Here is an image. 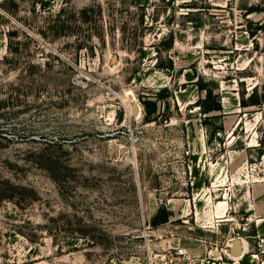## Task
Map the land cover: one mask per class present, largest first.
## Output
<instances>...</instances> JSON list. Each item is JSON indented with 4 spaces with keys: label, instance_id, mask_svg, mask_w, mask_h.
Wrapping results in <instances>:
<instances>
[{
    "label": "rangeland",
    "instance_id": "obj_1",
    "mask_svg": "<svg viewBox=\"0 0 264 264\" xmlns=\"http://www.w3.org/2000/svg\"><path fill=\"white\" fill-rule=\"evenodd\" d=\"M199 77L223 104L210 143ZM257 86L264 0H0V264H150L237 240L226 262L264 264V106H242Z\"/></svg>",
    "mask_w": 264,
    "mask_h": 264
},
{
    "label": "trees",
    "instance_id": "obj_2",
    "mask_svg": "<svg viewBox=\"0 0 264 264\" xmlns=\"http://www.w3.org/2000/svg\"><path fill=\"white\" fill-rule=\"evenodd\" d=\"M259 8H252L250 11H258ZM189 18L193 15V12H189L187 14ZM170 40L168 43V47H172L174 44L175 36L173 33L170 34V37L167 39ZM158 67L166 68V69H174L173 64H169L168 66L158 65ZM198 90L202 93L201 97L197 101L198 106H200L202 113L205 115L203 119L204 125L207 127L209 131L208 142H213L215 140L220 139V135L224 129L222 123L216 124L214 127L208 126L211 124L212 120H215L217 116H212L211 114L214 112H219L223 110V104L220 97L215 93L214 88L211 86L206 79L199 77L197 82H195ZM169 90L164 88L160 91V93L155 96L157 100H150L148 97L144 98L142 101L145 113V120L150 122L152 119H155L160 114V106L159 103L164 102L165 99L169 95ZM242 106L243 107H260L264 106V88L255 87L251 93L248 95H243L242 98ZM212 127V128H211ZM264 154L262 149H259V155ZM170 219L169 210L166 206L161 207L158 210L156 217L152 220V224L157 226L159 224L168 222Z\"/></svg>",
    "mask_w": 264,
    "mask_h": 264
},
{
    "label": "built area",
    "instance_id": "obj_3",
    "mask_svg": "<svg viewBox=\"0 0 264 264\" xmlns=\"http://www.w3.org/2000/svg\"><path fill=\"white\" fill-rule=\"evenodd\" d=\"M231 257L229 254L219 252L218 250L210 252L209 255L202 258H195L191 256L188 249L178 245L168 249V253L160 256L156 260H152L150 264H230L225 261L224 256Z\"/></svg>",
    "mask_w": 264,
    "mask_h": 264
},
{
    "label": "water",
    "instance_id": "obj_4",
    "mask_svg": "<svg viewBox=\"0 0 264 264\" xmlns=\"http://www.w3.org/2000/svg\"><path fill=\"white\" fill-rule=\"evenodd\" d=\"M150 100H157L156 97H149ZM160 106V103H159ZM136 109H139V106L136 107ZM244 252V244L243 241L237 240L233 243V248H232V254L233 255H242Z\"/></svg>",
    "mask_w": 264,
    "mask_h": 264
},
{
    "label": "bare ground",
    "instance_id": "obj_5",
    "mask_svg": "<svg viewBox=\"0 0 264 264\" xmlns=\"http://www.w3.org/2000/svg\"><path fill=\"white\" fill-rule=\"evenodd\" d=\"M246 249H247V242L244 240V250L246 251ZM232 255H230V256H232ZM235 256H237V255H235ZM238 256H240V255H238ZM232 257L237 258V257H234V255Z\"/></svg>",
    "mask_w": 264,
    "mask_h": 264
}]
</instances>
